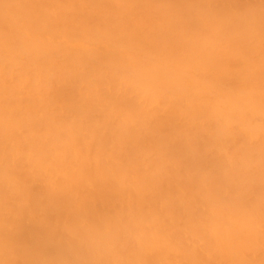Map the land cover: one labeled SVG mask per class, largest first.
I'll return each instance as SVG.
<instances>
[{
  "label": "bare ground",
  "instance_id": "6f19581e",
  "mask_svg": "<svg viewBox=\"0 0 264 264\" xmlns=\"http://www.w3.org/2000/svg\"><path fill=\"white\" fill-rule=\"evenodd\" d=\"M0 261L264 264V0H0Z\"/></svg>",
  "mask_w": 264,
  "mask_h": 264
},
{
  "label": "clouds",
  "instance_id": "9594fccd",
  "mask_svg": "<svg viewBox=\"0 0 264 264\" xmlns=\"http://www.w3.org/2000/svg\"><path fill=\"white\" fill-rule=\"evenodd\" d=\"M51 238L53 240V242H60V243H68L67 238L62 236L59 233H50ZM0 264H4L3 261H0ZM69 264H72V262H69Z\"/></svg>",
  "mask_w": 264,
  "mask_h": 264
}]
</instances>
